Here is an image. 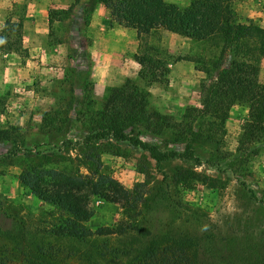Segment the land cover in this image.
I'll use <instances>...</instances> for the list:
<instances>
[{
	"label": "rangeland",
	"instance_id": "374dc122",
	"mask_svg": "<svg viewBox=\"0 0 264 264\" xmlns=\"http://www.w3.org/2000/svg\"><path fill=\"white\" fill-rule=\"evenodd\" d=\"M232 9L237 23L264 27V0H234ZM68 21H55L45 41L48 48L67 44L66 52L50 57L23 50L18 62L11 59L26 70L30 83L15 93L24 110L18 112L10 94L0 100V128L11 132L10 141L0 143V264H130L137 254L160 256L164 250L184 256L180 264H264V202L254 200L244 186L264 199V145L257 153L249 142L239 147L247 108H231L225 135L213 130L212 140L194 143L198 161L157 164L147 152L113 139L87 148L83 115L95 113L103 95L94 92L92 67L86 81L79 50L87 44L69 30ZM223 48L219 39L193 41L164 29L142 37L137 52L147 49L166 59L172 81L166 88L149 87L153 105L174 122L211 135L209 114L190 116L185 109H203L218 74L214 62L238 60L233 50L222 56ZM180 61L191 67L173 78L171 65ZM203 68L210 71L211 81ZM137 72L138 65L127 78L138 82ZM40 101L47 104L43 111ZM31 167L93 180L103 176L122 186L129 198L112 203L91 196L92 216L82 223L91 234L72 238L57 232L71 216L21 185L20 175ZM109 249L120 251L114 263L101 258Z\"/></svg>",
	"mask_w": 264,
	"mask_h": 264
},
{
	"label": "trees",
	"instance_id": "16d2710c",
	"mask_svg": "<svg viewBox=\"0 0 264 264\" xmlns=\"http://www.w3.org/2000/svg\"><path fill=\"white\" fill-rule=\"evenodd\" d=\"M233 1L193 0L182 8L165 0H74L67 10L51 11L50 28L55 21L68 19L69 30L75 24L79 25L78 37H84L83 28L90 23L96 8L102 5L110 12L115 24L135 30L139 41L142 37L164 29L193 41L219 39L224 44L222 56L226 55V50L238 52L236 62L234 58L224 65L221 60L214 62L218 74L201 103L203 109H185L190 116L194 113H208L212 118L208 121L211 135L199 134L192 124L174 122L153 105L148 89L152 85L168 87L170 69L166 59L150 54L145 49L133 55L138 65V82L127 78L120 86L107 87L100 108L91 116L83 115L87 118L84 121L86 137L83 145L89 148L96 142L113 139L116 142H128L147 152L157 164L174 159L198 161L194 143H198L200 138L210 141L214 133L225 135V122L231 108L243 105L248 114L239 138V147L249 142L251 150L257 153L258 146L264 145V84L259 81L260 63L264 58V27L237 23L232 9ZM21 34V25L7 22L0 31V55L20 53ZM82 60L86 66L88 82L92 60L87 52ZM202 71L211 81L210 71L205 68ZM10 139V130L0 128V143H7ZM19 179L21 185L39 200L57 206L71 216L58 227L57 232L72 238L83 239L91 234L82 225L92 216L89 209L91 196L112 203H123L129 198L122 186L103 176L93 180L31 167L24 170ZM244 186L254 200L264 202L253 188L247 184ZM119 253V250L109 249L108 253L101 252L100 255L106 263H114L115 256L120 257ZM182 259L184 261V256L174 252L170 255L164 250L160 256L152 251L137 254L129 263L180 264ZM183 264L189 262L185 260Z\"/></svg>",
	"mask_w": 264,
	"mask_h": 264
},
{
	"label": "crops",
	"instance_id": "0c3cea01",
	"mask_svg": "<svg viewBox=\"0 0 264 264\" xmlns=\"http://www.w3.org/2000/svg\"><path fill=\"white\" fill-rule=\"evenodd\" d=\"M165 1L183 7H187L191 3V0ZM73 2L74 0H0V31L9 22L21 25L22 32L21 52L0 55V100H5V96L8 97L9 94L10 100H15L17 97L15 93H21L22 86L30 83L25 74L26 70L14 66L15 61L18 62L19 60L17 57L19 58L23 50L30 55L47 52L50 57H53V53L56 52H66L67 44L57 43L48 48L45 41L49 37L50 12L67 10ZM75 25L76 27L73 26L72 32L75 30L78 34L79 25ZM83 29L85 38L78 37V35L77 37L87 44V48L84 50L83 46L80 47V57L83 58L85 52L90 55L93 62V89L95 94L101 97L107 87L120 86L127 77L132 75L133 69H137L133 55L137 53L139 39L135 30L115 24L110 12L102 5L96 8L90 23ZM180 37L185 39V37ZM12 57L17 60L14 58L11 60ZM189 64L186 61H180L171 65L173 78L186 74L183 69L191 67L188 66ZM50 71H54V68L51 67ZM26 79L27 82H25ZM259 80L264 84V62L260 66ZM169 85L172 86L171 79ZM20 100L14 101L18 112L24 110L26 106ZM37 105L41 111L47 106L46 102L42 101Z\"/></svg>",
	"mask_w": 264,
	"mask_h": 264
}]
</instances>
